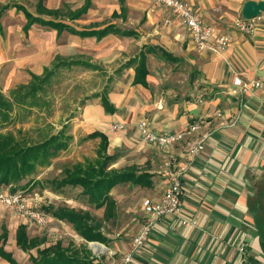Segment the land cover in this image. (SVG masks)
Listing matches in <instances>:
<instances>
[{
    "label": "crops",
    "instance_id": "obj_1",
    "mask_svg": "<svg viewBox=\"0 0 264 264\" xmlns=\"http://www.w3.org/2000/svg\"><path fill=\"white\" fill-rule=\"evenodd\" d=\"M90 1L89 9L73 18L69 11H78L87 0H0V83L12 90L30 83L32 73L43 75L53 66H76L66 65V61L86 60L70 52L68 57H63L59 39L64 34L72 38L71 45L77 37L91 45L99 43L93 47L100 51L114 43L113 58H107V55L90 62L115 69V76L109 77L112 82H106L105 86H109L107 93L116 112H106L101 96H98L102 92L96 91L98 94L93 93L88 98L80 113L65 123L75 125L72 133L75 137L81 133L85 138L94 131L106 133L110 139L108 153L118 155L111 167L124 169L136 165L153 173V187L139 186L140 192L145 194L143 200L160 199L171 181L169 172L176 173L184 191L182 214L197 220L196 225L186 227L177 217L161 219L131 264H264L255 220L248 205L250 197L264 182V23L254 33L231 27L232 20L242 14L248 0H185L218 33L229 32L232 39L222 52H199L179 18L166 8L153 6L149 0ZM40 2L46 9L59 13L40 12ZM18 5L25 6L37 17L65 23L77 31L99 30L113 24L132 33L82 36L68 27L60 29L41 22L26 30L28 19ZM106 20L110 21L99 24ZM137 21V25L130 24ZM160 21L170 25L169 31H161L162 43L155 35L159 32ZM79 22L94 25L79 26ZM145 45L161 46L174 56L165 57L158 52L147 54L148 86L134 83L137 62L125 67L140 55ZM236 78L246 83L260 81L261 85L245 90L234 83ZM38 113L46 115L44 110ZM144 119L158 133L185 131V139L170 147L146 142L142 140L140 130ZM121 122L125 123V130H112L113 123ZM194 124H200L201 128L191 131ZM62 127L56 126L51 134L58 133ZM95 139L100 142V138ZM199 142H204V150L191 155L190 147ZM124 185L133 186L119 184L112 190L117 202L116 189ZM38 201L30 206L44 213ZM70 207L89 210L98 219L104 216V208L96 209L86 204ZM142 210L143 222L144 207ZM44 215L47 220L48 216ZM125 215L126 221L121 222L117 211L115 222L103 227L109 239L107 243L86 241L81 237L85 240L82 243L90 244V247L105 244L106 251L102 255H96L89 247L105 264H114L133 249V237L142 223L133 227L136 219L130 213ZM32 220L22 214L16 215L10 218L11 223H15L14 228L10 223H3L0 236L3 227H7L15 247L24 251L17 244V229L26 224L31 235ZM107 225L115 227L114 230H108ZM125 231L126 234L121 235ZM114 233H117L116 237ZM243 242L247 245L245 252L240 251ZM7 243L4 249L15 257L6 249ZM54 243L47 241L41 247ZM0 258L3 261L0 260V264H11L1 255Z\"/></svg>",
    "mask_w": 264,
    "mask_h": 264
},
{
    "label": "trees",
    "instance_id": "obj_2",
    "mask_svg": "<svg viewBox=\"0 0 264 264\" xmlns=\"http://www.w3.org/2000/svg\"><path fill=\"white\" fill-rule=\"evenodd\" d=\"M91 6V1L87 0L84 7L76 12L69 11L73 18L80 17ZM18 8L25 12L27 16L26 30H29L36 22L52 25L60 29H68L82 36L102 37L109 33L131 34V31H122V29L111 24L102 29H91L77 31L73 27L62 22L45 20L35 16L28 8L18 5ZM40 12L56 13L46 9L43 3L38 5ZM158 52L161 56L174 58L171 52L158 45H145L139 56L131 59L125 67L135 62L136 75L135 84L148 86L147 75V54ZM66 65H83L90 69H99L100 66L90 61L82 59H73L66 61ZM46 72V71H45ZM37 75L32 73V80L28 84H22L13 89L12 100L0 88V127L2 130L14 121L15 105L26 106L30 108L42 105L40 93L44 90V84L49 79V73ZM102 105L107 113H115L116 107L110 100L107 89L101 94ZM45 103V102H44ZM64 126L58 133H53L41 140H33L26 135H18L13 131H0V187H9L10 191L16 192L18 189L35 188L37 185L43 187L40 179L34 175L40 169L49 167L53 159L58 157L61 151L70 147L73 138ZM20 133L21 130H20ZM100 138L98 155L95 160L85 159L77 161L71 166L65 167L61 178H55L49 181L54 190H62L67 186L81 187V194L86 197L89 205L96 209L104 208L103 219H98L89 210L76 209L69 206L49 205L46 207L49 213L57 219L70 222L74 230L86 241H99L107 243L108 237L103 231L106 223L115 222L117 217L118 202L112 195V190L119 184H131L133 186L151 188L154 186L153 173L147 169H140L138 166H130L124 169L111 167L112 163L118 158L117 154H109L110 145L109 136L102 131H94L84 139ZM255 190V189H254ZM249 210L255 220L257 235L260 240V246L264 255V182L258 186L257 191L250 197ZM0 236V255L11 264H20L11 252H7L4 247L9 238L7 227ZM17 244L26 252L30 253V260L33 264H105L102 259L96 258L87 243L80 245L70 241L65 245L62 239L56 243L42 248L47 242V238L42 236H31L28 233L26 224H21L17 229ZM37 249L38 255L35 256L32 250Z\"/></svg>",
    "mask_w": 264,
    "mask_h": 264
},
{
    "label": "rangeland",
    "instance_id": "obj_3",
    "mask_svg": "<svg viewBox=\"0 0 264 264\" xmlns=\"http://www.w3.org/2000/svg\"><path fill=\"white\" fill-rule=\"evenodd\" d=\"M149 1L153 6H155L153 0ZM241 18H243V15L239 14L237 17H235V19L232 20L231 27L233 29H238V27L236 26V22ZM109 21L110 20H106L99 24L102 25L108 23ZM138 23L139 22L137 21L130 24L137 25ZM226 24L228 25L229 23ZM78 25L91 27L94 25V23L87 24L86 22H79ZM158 26L159 32L155 34L156 40L157 36H159V42L162 43L161 31H169L170 25H165L164 21H160L158 23ZM241 32L243 31L241 30ZM226 34L230 35L229 32ZM71 39L72 38L67 34H64V36L59 39V51L64 54L63 57H68V52L72 53L75 57L83 58L88 61L101 59L107 55V58H113L114 56V43L105 49L107 53L105 54L104 50L100 51L99 49L93 47V45L98 46L99 43H92L93 45H91L88 42H83L80 38L74 37V44L71 45ZM52 68L53 69L50 70L51 72L49 73V79L44 84V90L40 93V97L42 99L40 102H43V104H38L37 106H34L32 108H30L28 105L19 106L16 104L13 112V115L15 117L14 121L9 123L7 125V128L4 130H2L3 127H0V131L10 130L20 136L26 135L31 139L37 141L50 135L52 131L56 129V126L59 127L60 125H63L64 127V125H66L67 131L71 135H73L72 133L74 132L75 125L71 123H65V121L74 118V116H77V114H79L82 110L81 108L87 102L88 98L92 97L91 95L93 93H95L96 91L102 92L104 89L108 88L109 86H105V83L112 82V78L116 73L115 69H106L103 63L100 65L99 69H90L83 65H76L73 67L60 66L58 68H55L53 66ZM46 73L47 71L45 72V74ZM109 77L112 78L110 79ZM0 88L7 91L5 92V94L12 100H14L11 96L13 93V89H15L16 87L12 90H8V88L4 87L3 83H0ZM98 93H95L94 95H97ZM43 110L45 111L46 115H41L38 113V111ZM37 116L38 118H35ZM50 119L52 120L51 122ZM54 123L56 125H54ZM115 124L117 123L112 124V130ZM119 124L122 126V129H118L116 131H122L126 129V125L124 122H121ZM20 130L22 133H20ZM99 144L100 142L98 139L85 140L84 135H82L81 133H79L77 137L73 135V138L70 142V147L65 151H61L59 156L53 159V163L51 166L40 169L39 172L34 175L36 179H40L42 181L43 187L37 185L35 188L18 189V191L23 192L24 196L28 198L30 204L36 203V201H38L37 199L41 200L38 201V206L40 208L42 206V211H44L46 216H48V219L44 222L32 220L33 223L30 227L31 235H45L47 237L48 243H54L58 239H62L65 245H68L70 241H74L77 244L85 242V240H82L81 236L74 230V227L70 222L66 220L59 221L55 219L54 216H52L46 208L49 205H55L56 207H80V205L83 204L89 205L86 201V197H82V194L80 192L81 188L67 186L64 189L57 191L53 189V186L49 183V181L55 178H61L64 175L63 171L65 167L71 166L77 161H84L88 158L95 160L98 155L97 153ZM114 163H116V160L114 161ZM114 163H112V166L114 165ZM0 190L10 191V188L1 186ZM117 192L118 194L116 195H118L119 197L117 211L120 212L121 222L126 221L127 215L125 214L130 213V215H132L136 219L134 220L133 227H137L141 223L143 224L145 218L142 222V209L145 194L140 192L139 186L134 187L124 185L122 187H118L116 189V193ZM125 192H127V194H121ZM16 215H20V213L16 209L0 204V232H2L1 225L6 222L10 223L11 227L14 228L15 223H11L10 218L12 219ZM110 226L113 225L110 224ZM106 227L110 231L114 230L115 228L109 227L108 225ZM133 227L131 226L130 228L132 229ZM126 232L127 231L123 232L121 235L124 236ZM116 234L117 233H114L115 237L117 236ZM100 245L101 247L95 245H92L90 247L89 244V247L94 251L96 255L98 253L102 255L103 252L106 251V246L103 243H101ZM6 249L14 253L20 264H33L30 260V254L17 249L10 237L6 245ZM32 252L35 255L38 254L36 249H34ZM0 260L2 261L1 258Z\"/></svg>",
    "mask_w": 264,
    "mask_h": 264
},
{
    "label": "built area",
    "instance_id": "obj_4",
    "mask_svg": "<svg viewBox=\"0 0 264 264\" xmlns=\"http://www.w3.org/2000/svg\"><path fill=\"white\" fill-rule=\"evenodd\" d=\"M153 1L155 6L166 8L179 18L184 27L189 31L197 51H212L219 53L224 51L230 45L232 40L230 35L226 33H218L211 24L205 21L202 14L185 0ZM263 23L264 11L253 19H246L243 17L237 20L236 26L245 33H254L256 28ZM234 83L236 85H242L245 90L259 87L261 85L260 81L246 83L239 78H236ZM200 128V124H194L191 127V131H196ZM118 129H122V126L119 123L113 126L114 131ZM140 130L145 141L162 147H170L175 143L184 140L187 134L185 131L158 133L150 128V123L146 119L141 121ZM204 148V142H199L190 147V154L196 155L201 153ZM169 175L171 176V181L161 198L158 200L146 198L143 202L145 221L133 237V249L126 252L122 258L117 260L114 264H131L135 259L136 252L143 250L146 246L158 221L165 217L180 218L182 224L186 227H191L197 224V220L185 218L182 214L184 197L182 181L176 173L170 171ZM0 204L12 207L20 214L30 217L38 222H44L46 220L44 213L30 206L28 198L25 197L21 191L11 192L0 190ZM246 247V243L243 242L240 246V251L245 252Z\"/></svg>",
    "mask_w": 264,
    "mask_h": 264
},
{
    "label": "water",
    "instance_id": "obj_5",
    "mask_svg": "<svg viewBox=\"0 0 264 264\" xmlns=\"http://www.w3.org/2000/svg\"><path fill=\"white\" fill-rule=\"evenodd\" d=\"M264 11V0H248L244 4L242 15L246 19H253Z\"/></svg>",
    "mask_w": 264,
    "mask_h": 264
},
{
    "label": "bare ground",
    "instance_id": "obj_6",
    "mask_svg": "<svg viewBox=\"0 0 264 264\" xmlns=\"http://www.w3.org/2000/svg\"><path fill=\"white\" fill-rule=\"evenodd\" d=\"M101 247V246H100Z\"/></svg>",
    "mask_w": 264,
    "mask_h": 264
}]
</instances>
